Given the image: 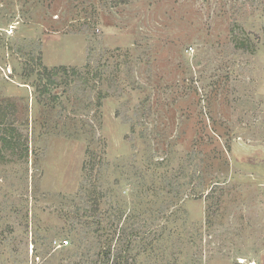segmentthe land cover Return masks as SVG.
<instances>
[{
  "label": "rangeland",
  "instance_id": "rangeland-1",
  "mask_svg": "<svg viewBox=\"0 0 264 264\" xmlns=\"http://www.w3.org/2000/svg\"><path fill=\"white\" fill-rule=\"evenodd\" d=\"M0 110V264H264V0H0Z\"/></svg>",
  "mask_w": 264,
  "mask_h": 264
},
{
  "label": "trees",
  "instance_id": "trees-1",
  "mask_svg": "<svg viewBox=\"0 0 264 264\" xmlns=\"http://www.w3.org/2000/svg\"><path fill=\"white\" fill-rule=\"evenodd\" d=\"M239 47H245L244 43L238 44ZM59 69H54L52 73H56ZM45 72H48L45 70ZM52 73H50L52 75ZM5 116L4 112L0 110V125L5 124L3 120H1V117ZM14 129V128H13ZM12 127H9L4 132L2 130L1 133H4L2 140L5 142L9 141L7 139L8 135H11V131H14ZM211 185V184H210ZM209 185V187H210ZM214 186H217L214 185ZM216 191L215 189L211 190L209 192V195L207 198L213 199ZM202 196V195H200ZM197 198V197H196ZM133 217H126V222H130ZM87 227H90L92 223L87 222ZM126 228V227H125ZM121 228V235L119 238H115L116 234H111L113 237L111 241H109V244L105 247L104 252H102L99 256V259L91 264H133L137 260V256L134 254V247L135 243L138 242V240L145 239L144 236L140 235V232L137 230H132V232H126L127 229ZM130 229V228H129ZM128 229V230H129ZM145 235V234H144ZM114 239V240H113ZM113 241H117V244L114 246ZM68 244V243H67Z\"/></svg>",
  "mask_w": 264,
  "mask_h": 264
},
{
  "label": "built area",
  "instance_id": "built-area-1",
  "mask_svg": "<svg viewBox=\"0 0 264 264\" xmlns=\"http://www.w3.org/2000/svg\"><path fill=\"white\" fill-rule=\"evenodd\" d=\"M241 264H256V263L255 262H249V263H247L246 261L241 260Z\"/></svg>",
  "mask_w": 264,
  "mask_h": 264
}]
</instances>
